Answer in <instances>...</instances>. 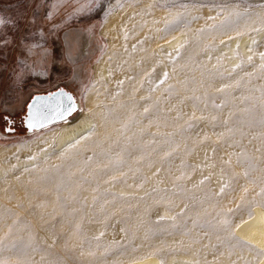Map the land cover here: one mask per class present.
I'll use <instances>...</instances> for the list:
<instances>
[{"label": "rangeland", "instance_id": "374dc122", "mask_svg": "<svg viewBox=\"0 0 264 264\" xmlns=\"http://www.w3.org/2000/svg\"><path fill=\"white\" fill-rule=\"evenodd\" d=\"M167 2L96 0L91 11L81 14L77 9L83 0H0L4 21L0 23V210L12 211L6 222H0V237L19 217V231L14 228L9 239L31 236L36 249H29L26 257L6 253L10 264L18 259L32 264H124L134 257L121 256L115 249L130 239L133 246H140L135 257L159 249L151 256L162 264H257L261 254L255 248L230 249L219 242L224 233L216 230V213L235 208L245 187L247 199L259 190L244 177V165L236 162V155L231 156L230 166L222 164L230 153H245L255 165L251 177L264 176V124L259 123L264 116L260 106L264 73L255 67L264 52V32L239 37L229 32L231 41L227 36L205 35L196 47L198 30L214 22L208 17L218 22L222 19L218 6L238 0H181L190 23L165 35L157 30L164 28L172 13L183 11L165 7ZM248 3L259 8L264 0ZM86 38L87 49L80 53ZM185 39L189 44L177 57L176 45ZM220 40L226 43L220 45ZM207 43L217 47L204 49ZM249 55L252 64L247 62ZM218 58L220 71L226 74L243 63L230 79L217 78L210 86L205 72L202 86V70L212 69ZM165 72L168 78L161 84ZM236 80L241 81L239 87L215 92ZM60 86L80 103L70 121L87 105L92 122L80 136L58 148L50 143L48 133L64 122L31 132L22 124L15 132L4 130V116L19 118L34 93ZM205 92L215 103H227L214 111L211 101L205 107L201 100L194 108L187 97H202ZM145 107L149 113L142 116ZM246 108L252 109L255 119L243 111ZM194 111L207 119L181 130L179 126ZM213 115L218 117L215 122ZM125 123L128 127L121 131ZM93 125L95 130L89 132ZM165 152L172 153L166 160ZM116 159L122 161L119 168H113ZM105 164L109 167L102 170ZM222 168L223 180L231 178L233 190L216 197ZM182 172L184 178L175 181ZM185 205L187 210L177 215ZM159 215H176L177 227L166 221L162 225L166 232L145 239V230L156 227L153 221ZM246 217L243 212L233 214V232ZM205 222L208 227L199 226ZM95 236L99 240L81 247V237ZM105 249L113 251L104 255Z\"/></svg>", "mask_w": 264, "mask_h": 264}, {"label": "snow or ice", "instance_id": "6c2138e0", "mask_svg": "<svg viewBox=\"0 0 264 264\" xmlns=\"http://www.w3.org/2000/svg\"><path fill=\"white\" fill-rule=\"evenodd\" d=\"M96 2V0H83L82 6L77 9L78 12L81 14L85 12L91 11L92 5ZM245 5L244 7H241L240 5ZM165 7H178L180 9H183V11H177L175 13H172L170 15L169 19L165 20L164 28L158 29L157 31L164 33L167 35L170 32L176 31L181 26H187L190 23L189 19V13L187 10V5L185 3H182L181 0H168V2L164 5ZM219 11L218 15H222V19L218 22L215 21V17H208L209 20H213L214 22L212 24L207 25L206 27H203L198 30L197 36L193 40V44L196 47H199L201 43V37L205 35H213V39H215L216 36H227V33L234 32L235 36L239 37L241 35H244L245 33L250 34H256L260 32H264V5L259 6V8L254 7L250 3H248V0H238L235 4H221L218 6ZM49 16H51V13H49ZM198 17H192V19H197ZM0 23H4L3 20H0ZM160 39H163V36L159 37ZM233 37L227 36V40L231 41ZM225 40H220L219 44L223 45L225 44ZM252 45L257 44V40L255 38L251 41ZM189 44V40L185 39L183 42L178 43L176 45V55L177 57L181 54V49L186 48V46ZM217 47L214 43H207L204 44V49H214ZM249 52H252V48L249 47ZM191 58V57H189ZM209 59H211V56H209ZM259 59L260 63L256 65L255 67L262 73H264V52L259 53ZM247 62L249 64L253 63V55H249L247 57ZM219 58L217 60V64L213 65L212 69H206L202 70L201 72V85L203 86L204 79H205V72L207 73V80L209 81V86L211 85V82L219 79L224 78H231L232 73L235 72L237 69L241 68L242 63H237L232 66V69L227 74L223 71H220L219 67ZM150 75V74H146ZM248 76H252L253 73H246ZM168 78V73L165 72L163 74V79L160 81L161 84L164 83V81ZM121 85L123 84V81H119ZM143 83V82H141ZM241 81L236 80L233 84H222L219 88L215 90L216 93H226V91L233 87H239ZM167 91L169 93L172 92V86H169ZM264 92V90H262ZM150 97H141V99H149ZM187 99H191L194 101L193 107H198V104L196 102H199L203 100L205 102V107H208V102L211 101V108L215 110L222 109L227 101H223L221 104L215 103V100L213 99L212 94H209L207 92L204 93V95L201 96H192L187 97ZM245 101L249 98L245 97L243 98ZM182 102V101H181ZM262 108H264V102L260 105ZM79 109L77 108V105L75 103V98L64 92L63 89H59L57 92L49 93L47 96H35L32 99V102L28 104V112L26 115V125L29 130H36V129H43L49 127V125L53 123L58 122H67L68 118L72 116L74 113H76ZM245 113L249 115L252 119H255L252 116V109H244ZM149 113V107H145L143 112L141 113L142 116L147 115ZM233 118L240 119L239 117H236L234 113L229 114ZM180 118V114H178L177 119ZM131 119V118H130ZM207 119L204 116L197 117L195 114V111L192 113L191 116H189L188 120L185 121L184 125L179 126L181 130L184 129H191L193 127V122L197 120H204ZM218 117L213 115L211 116V121L215 122L217 121ZM227 123V120L224 122ZM259 123L264 124V116L260 117ZM128 127V124L125 123L122 125L121 131L126 129ZM11 128L6 129V131H11ZM95 130V125H93L89 132H92ZM171 136V134H168ZM220 136H223V133L219 134ZM87 138V137H82ZM208 137L205 136L204 140H207ZM79 141H77L78 143ZM202 142V141H201ZM171 152H165L164 157L162 159L166 160L168 157L171 156ZM236 155L237 157V163L244 165V172L243 175L246 179L250 181L253 185H258L259 190L256 192L255 196H253L251 199L246 198V194L248 192V188H244L243 191L245 193L244 196L240 198V202L236 205L235 208H222L216 213V217L218 218L216 220V230L219 232H223L224 235L218 236V240L221 244H227L228 247L234 248V247H252L247 241H244L240 239L239 237L235 236V233L232 231V216L235 213L243 212L246 213L249 218L253 215L252 213V207L259 206L264 208V176H259L252 178L250 173L255 168V165L252 164L251 158L247 157L245 153H230L229 159L222 161V164L225 166L231 165V156ZM30 159H35V157H30ZM91 159V157H89ZM113 163V168H119L122 164V161L120 159H116ZM109 165L105 164L103 166L102 170H107ZM160 169H157V172H159ZM264 171V170H262ZM222 173V183L220 185L219 191L215 193L216 197H221L224 195L226 191L233 190L231 178L228 180H223V175L225 174V169H221ZM121 175H124L123 173ZM235 176V174H233ZM184 178V173L182 172L179 176L175 177V181H180ZM113 181H115L117 178L115 176L111 177ZM208 177H205L200 181L201 184H203ZM174 187L179 188L178 184H174ZM155 190V189H154ZM95 199V197L93 198ZM171 207V205H169ZM213 207H216V205H213ZM187 210V205H185L184 209H181L180 213L177 215H183V213ZM12 215L11 209H2L0 210V222H6L7 218ZM166 221H172L171 227L175 229L177 225L174 223L176 221V215H159L155 221H153V224L156 225V227H149L145 230L144 238L148 239L150 236H156L158 234H163L167 231L165 227L162 225ZM21 223V220L19 217H17L15 220L12 221V224L9 225V230L7 233L4 234L3 237H0V264H10L9 259L6 257V253L15 254L18 257H26L29 249H32L35 251V245L33 244V239L31 236H29L27 239L24 237L16 236L12 239H9V237L12 236L13 229L15 228L17 231H19V228L17 225ZM199 223V218L197 220L193 221L194 226ZM200 227H208L209 222H205L203 224H199ZM77 231H80V225H77ZM121 231L127 232V229H121ZM100 235H103L101 233ZM91 240H99V236H95L92 238L88 237H81L80 239V245L83 247L85 243L90 244ZM140 246H133L131 239L127 241L125 244L120 245L118 244L115 252H118L121 256H128L129 253L132 254L135 261H141L143 259L148 258L151 255H158L159 249H157L153 253H146L144 256L135 257V253L139 251ZM112 249H105L104 255H108L112 253ZM257 255H259L262 251L261 249H255ZM89 255H94V253H89ZM15 264H32V262L28 259H18ZM158 264H162V261L158 262Z\"/></svg>", "mask_w": 264, "mask_h": 264}, {"label": "bare ground", "instance_id": "6f19581e", "mask_svg": "<svg viewBox=\"0 0 264 264\" xmlns=\"http://www.w3.org/2000/svg\"><path fill=\"white\" fill-rule=\"evenodd\" d=\"M101 70H103V74V72H105L104 66ZM105 74L106 73H104V76ZM79 105L80 103H78V107ZM86 108L87 105L85 109ZM85 109L78 114L76 119L70 121L68 118L67 122L62 123L60 127L48 133L52 138L50 143H54L58 148H61L85 132L92 122L91 116H88ZM252 213L253 215L251 218L246 217L236 225L234 232L237 237L247 241L253 248L264 250V208L254 205L252 207ZM260 254L257 264H264V251ZM158 262L159 260L155 256H149L141 261L131 260L124 264H158ZM184 264L195 263L191 261L190 263L187 262Z\"/></svg>", "mask_w": 264, "mask_h": 264}, {"label": "flooded vegetation", "instance_id": "af4514ba", "mask_svg": "<svg viewBox=\"0 0 264 264\" xmlns=\"http://www.w3.org/2000/svg\"><path fill=\"white\" fill-rule=\"evenodd\" d=\"M86 41L87 42L83 46L82 45L80 46V53H84L85 50L87 49L88 40L86 39ZM60 87H62V86H60ZM55 89H57V88H55ZM55 89H53V90H55ZM27 102L25 104H27ZM22 111H23V113L20 115V117H19L20 119L19 118L10 117V116H4V120H5L4 130H6L8 128H11L12 132H15V130L17 129V126H20V124L23 125V116L25 114L26 108L22 109Z\"/></svg>", "mask_w": 264, "mask_h": 264}, {"label": "water", "instance_id": "95a60500", "mask_svg": "<svg viewBox=\"0 0 264 264\" xmlns=\"http://www.w3.org/2000/svg\"><path fill=\"white\" fill-rule=\"evenodd\" d=\"M59 89H63L64 92H66V93L72 95V96L75 98V103H76L77 108H78V100H77V98L75 97V95H74L71 91H69V90L66 89L65 87H58L57 89L52 90V91H48V92L34 93V94L29 98V100H28V102H27V104H26V111H25V114H24V116H23V126L25 127V129L27 130V132H31V131H33V130H29V129H28V127H27V125H26V119H25V118H26V115H27V112H28V104L32 102L33 97H35V96H47L49 93L57 92Z\"/></svg>", "mask_w": 264, "mask_h": 264}, {"label": "crops", "instance_id": "0c3cea01", "mask_svg": "<svg viewBox=\"0 0 264 264\" xmlns=\"http://www.w3.org/2000/svg\"><path fill=\"white\" fill-rule=\"evenodd\" d=\"M87 39V38H86ZM86 39L84 40V42L81 44L82 46L87 42Z\"/></svg>", "mask_w": 264, "mask_h": 264}]
</instances>
